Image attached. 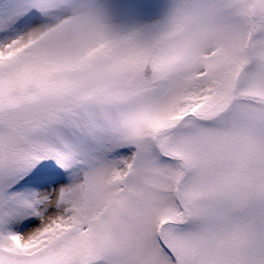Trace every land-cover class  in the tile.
<instances>
[{
    "label": "snow or ice",
    "instance_id": "obj_1",
    "mask_svg": "<svg viewBox=\"0 0 264 264\" xmlns=\"http://www.w3.org/2000/svg\"><path fill=\"white\" fill-rule=\"evenodd\" d=\"M0 264H264V0H0Z\"/></svg>",
    "mask_w": 264,
    "mask_h": 264
},
{
    "label": "clouds",
    "instance_id": "obj_2",
    "mask_svg": "<svg viewBox=\"0 0 264 264\" xmlns=\"http://www.w3.org/2000/svg\"><path fill=\"white\" fill-rule=\"evenodd\" d=\"M90 3H102V0H88ZM119 24V21H114ZM119 29L113 31V45L119 47ZM68 33L54 32L44 40L37 42L29 52L49 69L68 76L78 77L83 89L107 85L111 74L103 67V61L97 57L89 62L86 67L80 66L83 52L78 47L67 43Z\"/></svg>",
    "mask_w": 264,
    "mask_h": 264
},
{
    "label": "rangeland",
    "instance_id": "obj_3",
    "mask_svg": "<svg viewBox=\"0 0 264 264\" xmlns=\"http://www.w3.org/2000/svg\"><path fill=\"white\" fill-rule=\"evenodd\" d=\"M121 18V14H117V19H120Z\"/></svg>",
    "mask_w": 264,
    "mask_h": 264
}]
</instances>
